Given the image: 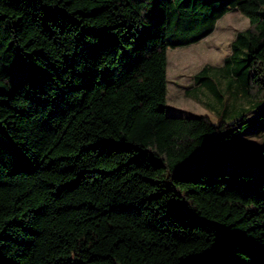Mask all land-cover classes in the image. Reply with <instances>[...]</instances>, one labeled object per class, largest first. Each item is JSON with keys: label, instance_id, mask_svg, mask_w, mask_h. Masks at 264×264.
Instances as JSON below:
<instances>
[{"label": "trees", "instance_id": "obj_1", "mask_svg": "<svg viewBox=\"0 0 264 264\" xmlns=\"http://www.w3.org/2000/svg\"><path fill=\"white\" fill-rule=\"evenodd\" d=\"M264 0H0V264H264ZM238 10L232 122L168 114V49ZM222 98L215 80L204 82Z\"/></svg>", "mask_w": 264, "mask_h": 264}, {"label": "rangeland", "instance_id": "obj_2", "mask_svg": "<svg viewBox=\"0 0 264 264\" xmlns=\"http://www.w3.org/2000/svg\"><path fill=\"white\" fill-rule=\"evenodd\" d=\"M249 25V19L240 11H230L218 21L214 32L204 39L188 46L168 49L169 115H205L213 123L232 122L231 115L241 107L250 106L236 80L225 68V58L232 53V42L237 33L246 30ZM206 66L212 70L202 75L204 82L214 79L222 98H217L206 84L194 91L198 88L195 77ZM241 138L257 146L263 144L264 119L246 128Z\"/></svg>", "mask_w": 264, "mask_h": 264}, {"label": "crops", "instance_id": "obj_3", "mask_svg": "<svg viewBox=\"0 0 264 264\" xmlns=\"http://www.w3.org/2000/svg\"><path fill=\"white\" fill-rule=\"evenodd\" d=\"M231 11H234V10H231ZM229 12H230V11H229ZM225 15H226V14H225ZM216 27H217V25H216ZM215 29H216V28H215ZM195 82H196V80H195ZM196 83H197V82H196ZM196 85H198V88H195L194 91L200 90V88H199L200 86L203 87V85H202V84H199V83H197ZM240 109H241V108H240ZM238 111H239V110H238ZM238 111H237V112H238Z\"/></svg>", "mask_w": 264, "mask_h": 264}]
</instances>
